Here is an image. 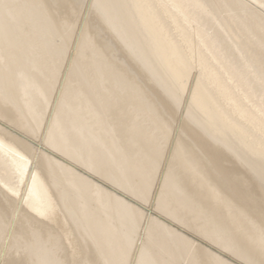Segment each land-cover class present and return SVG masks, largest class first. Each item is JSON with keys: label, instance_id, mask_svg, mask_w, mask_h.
Wrapping results in <instances>:
<instances>
[{"label": "bare ground", "instance_id": "1", "mask_svg": "<svg viewBox=\"0 0 264 264\" xmlns=\"http://www.w3.org/2000/svg\"><path fill=\"white\" fill-rule=\"evenodd\" d=\"M0 264H264V0H0Z\"/></svg>", "mask_w": 264, "mask_h": 264}, {"label": "rangeland", "instance_id": "2", "mask_svg": "<svg viewBox=\"0 0 264 264\" xmlns=\"http://www.w3.org/2000/svg\"><path fill=\"white\" fill-rule=\"evenodd\" d=\"M182 110V109H181ZM181 115V114H180ZM177 120H176V128H175V132L173 133V135L177 132V130H178V125H177V123L179 124L180 122H181V120L183 119L182 118V116H179L178 118H176ZM179 121V122H178ZM40 139H41V137H39V138H37V141H36V146L40 143ZM39 142V143H38ZM168 145H170V144H168ZM35 146V147H36ZM169 149V146L167 147V150ZM34 160H35V158H34ZM157 186H158V184H157ZM144 224V223H143Z\"/></svg>", "mask_w": 264, "mask_h": 264}]
</instances>
